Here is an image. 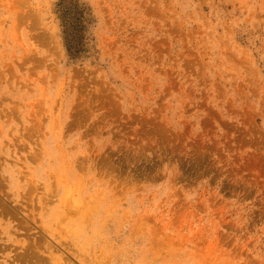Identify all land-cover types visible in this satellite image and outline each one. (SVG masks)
Here are the masks:
<instances>
[{"label":"rangeland","instance_id":"rangeland-1","mask_svg":"<svg viewBox=\"0 0 264 264\" xmlns=\"http://www.w3.org/2000/svg\"><path fill=\"white\" fill-rule=\"evenodd\" d=\"M0 264H264V0H0Z\"/></svg>","mask_w":264,"mask_h":264}]
</instances>
